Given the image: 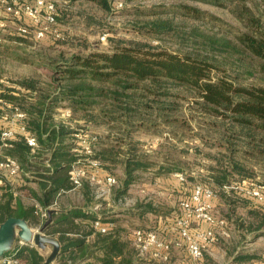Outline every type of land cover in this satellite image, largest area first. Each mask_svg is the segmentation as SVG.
<instances>
[{
  "label": "trees",
  "instance_id": "1",
  "mask_svg": "<svg viewBox=\"0 0 264 264\" xmlns=\"http://www.w3.org/2000/svg\"><path fill=\"white\" fill-rule=\"evenodd\" d=\"M96 1L105 8L111 7L109 0ZM193 1L224 4L228 0ZM262 1L264 2V0ZM147 9L148 11L140 9L138 13L151 15L166 13L170 10L165 6H154ZM231 11L248 30L234 33L237 42L213 35L207 36L208 39L205 41L209 43L212 50L230 55H240V65L244 66L243 73L249 76H256L259 72L264 74V25L261 17L251 6L242 8L238 3L231 8ZM177 12L197 20L205 19V11L195 6L180 4L177 7ZM58 16L57 10V22ZM14 17L21 25L28 27V32L22 33L18 27V35L12 36L13 34L5 32H2L1 35L8 40L31 42L29 36L32 35L35 38V26L25 22L26 17L23 15H14ZM210 17L214 22L220 21L217 16ZM158 23H160L159 27L169 25L166 21H162L155 22V26ZM219 25L221 24L219 23ZM49 38L51 41H61L65 39V36L61 39L51 36L46 40ZM35 40L44 41L45 39ZM9 48L8 46L7 49ZM221 71H224L225 74H221ZM62 72L64 73L62 84L58 85L56 91L48 99L44 98L45 95L24 94L19 90L16 93L13 88L0 84V99L15 103L24 109L28 113L26 119L28 128L37 135L43 147L52 150L51 162L55 166L54 169L51 170L41 164L45 172L40 176H44V179L38 182L45 188L44 198L47 202L43 197L38 196L41 205L57 203L58 208H67L60 202V199L72 189L69 168L79 156L72 151L73 144L70 142L71 138L66 136L69 135L65 130L66 126H51L55 116L53 109L58 108L59 103H63L62 107L71 108L73 117L78 116L84 122L92 123L95 121V110L100 109L106 112L104 108H100L103 102L99 99L108 97L119 101V105L112 104L111 114L119 112L121 109L125 110L122 118L110 117V119L129 124L131 120L127 119V113L136 115L140 109L147 111L152 107V104L149 101L141 104L134 102L133 105L136 106H132L131 102L129 103L131 106L120 104V102H124L122 98L131 99L133 94L111 90L103 86L104 83H113L125 90L138 88L141 82H152L160 88L168 86L191 90L199 99L198 103L202 106L203 111L208 117L215 119L208 120L206 125L208 133H213L216 136L205 139V143L220 149L217 155L211 156L215 164L206 166L204 178H200L203 175L202 169L197 172L192 170L188 174L186 169L181 168L178 163L180 158L172 156L170 152L162 154L161 160H158L160 164L157 171L155 170L156 176L167 178L176 172H184L187 176L186 181H193V185L202 182L213 187L218 193L219 201L221 199L222 202L229 204V198L240 197L246 201L248 216L237 220L238 228L264 236V200L256 201L234 188L229 190L226 188V186L240 184L243 180H255L256 176H262L264 180V83H244L238 76L231 74L229 69L224 68L215 55H210L209 52H204V54L185 51L173 52L163 48H154L143 42L125 41L124 39L115 44L110 52H92L87 55L74 56L64 66ZM23 84L29 87L33 86V84ZM164 93L168 94V92ZM111 94L113 96H110ZM1 105L0 103V114L2 112ZM167 109L178 111L179 106L177 104H159L157 110H159L160 118L168 123L184 122L179 116L168 114ZM141 117L143 118V116ZM192 117L194 118V116ZM144 123V120H141L139 125L144 126ZM184 124L189 125L187 121ZM1 130L0 128V133ZM130 135L131 130H128L126 134L113 138L114 141L98 138L94 148L95 158L99 159L102 162V167L113 175H115L114 165L118 164L116 159L119 156L123 157V161L121 160L119 164L124 167V178L121 185L118 179L119 186L115 188L119 189L118 192L114 189V198H112L115 203L117 193H120L119 198L123 197L130 184L139 179L138 171L152 165L148 157L137 156L133 153L134 151L130 150L132 144L127 141V139H131ZM67 138L68 142L64 143ZM126 143L128 144L125 145ZM9 153L19 159L26 171L23 161L27 162L32 155L22 137L16 141L15 147L11 148ZM5 178L7 176L0 173V180L6 181ZM159 178L155 182L159 181ZM6 187L11 189L9 184ZM79 189L84 196L86 207H73L71 211L63 214L54 212L52 221L45 228L46 234L56 237L63 245L58 264H174L171 257L168 261H161L151 256H141L132 236L135 228L128 233L129 230L125 228L126 226L124 227L123 222L131 214H139L142 218L147 211H153L160 215L158 220L161 217L165 222L167 218L180 214L179 202L188 195L187 193L182 194L173 209H168L166 213L159 205L150 203L146 208H142L145 206H138L136 203L132 207L134 211L128 208L125 216L119 217L112 212L102 214L103 222H112L114 225L107 232H100L94 225L98 214L95 215L93 208L99 202L95 199L93 188L88 181H84ZM219 201H216L215 208ZM106 205L108 204L105 201L101 203V207ZM11 217L24 218L37 227H42L45 222L37 213L36 205L24 206L12 190L4 193L0 198V226ZM223 217L227 220L225 216ZM158 220L154 227L137 226L136 228L158 229ZM228 224L227 221V226ZM239 233L244 235L242 231ZM177 251L186 253V260L180 264H189L190 259L186 249L177 248ZM5 255L22 259L27 264H43L45 261V257L31 243L22 245L19 251H9ZM261 257L264 255L259 256L256 252L239 251L233 254L232 261L235 264H242ZM201 264H212V261L204 256Z\"/></svg>",
  "mask_w": 264,
  "mask_h": 264
},
{
  "label": "rangeland",
  "instance_id": "2",
  "mask_svg": "<svg viewBox=\"0 0 264 264\" xmlns=\"http://www.w3.org/2000/svg\"><path fill=\"white\" fill-rule=\"evenodd\" d=\"M28 1L34 2L35 0ZM50 1L55 3L59 13L57 26L65 36V39L61 41H51L50 38L44 41H36L32 35L29 37L33 42H21L4 38L1 35L2 32L13 34L12 36L18 35V27L21 23L15 19L13 13L7 10V5L0 4V19H2L0 20V84L13 88L16 93L19 90L24 94L45 95L44 98L48 99L56 91L58 85L62 84L64 74L62 70L74 56L87 55L92 52H110L115 44L123 39L125 41L143 42L154 48H163L173 52L185 51L203 54L209 52L210 55H215V58L224 68L229 69L231 74L238 76L244 83H264L262 72H259L256 76L243 73L244 66L240 65V55H230L212 50L209 43L205 41L209 35L219 38L226 37L236 41L234 33L248 30L231 11L236 3L242 8L251 6L257 15L261 17L264 25V2L262 0H228L224 4L203 3L193 0H109L110 8L101 6L96 0ZM120 1L123 2V6L116 8V4ZM180 4L191 5L204 10L205 19L197 20L188 15L176 13ZM154 6H165L169 7L170 10L166 13L151 15L138 13L140 9L148 11L147 8ZM210 16H217L220 21L214 22ZM25 20V22L31 23L30 19L25 18ZM162 21H166L169 25L159 27L160 23H158L155 26V22ZM104 36L105 39H103ZM8 46L9 49H7ZM223 73L225 74L224 71H221V74ZM23 83L33 84V86L29 87ZM139 84L138 88L125 90L113 83H104L103 85L111 90L133 94L131 99L126 98L125 100L122 98L124 102H120V104L131 106L129 104L131 102L132 106H136L133 105L134 102H140L141 104L146 101L152 104V107L147 111L140 109L136 112V115L127 113V119L131 120L129 124L110 119V117L122 118L125 110L121 109L119 112L111 114L112 104L119 105V101L108 97L99 99L103 102L100 108H104L106 112L100 109L95 110V121L92 123H86L78 116H71L68 119L61 116L60 112L65 108L62 107L63 103H59L58 108L53 109L55 116L51 122V126H66L65 130L69 134L66 136L71 138L70 142L76 140L75 136L77 133H81L80 131L93 132L100 140L114 141L113 138L126 134V131L131 130L129 137L131 139H127L132 144L130 150L134 151L133 153L137 156L148 157L152 165L138 171L139 179L136 181V185L129 187L123 197L119 198L120 193H117L115 205H117L118 213L115 214L119 217L125 216L128 208L134 211L132 207L136 203H138V206H145L142 208H146L147 204L150 203L159 205L163 208L164 213L168 209L172 210L177 204L182 193L175 191L176 187L163 189L153 185L155 180L159 178L156 176V171L159 168L160 161L158 160H161L162 154L170 152L172 156L180 158L178 163L181 168L186 169L188 174L192 170L197 172L202 169L203 175L200 178H204L206 166L215 164L211 156L217 155L220 150L205 143V139L216 136L213 133H208L206 125L208 120L215 119L208 117L203 111L202 106L198 103L199 99L191 90L168 86L160 88L152 82H141ZM164 92H168V94ZM110 96H113V94ZM159 104H177L179 106L178 111L167 109L166 112L172 116H179L182 118L181 121L184 122L168 123L164 121L158 115L159 110H157V107ZM141 120H144V126L139 125ZM186 121L189 123L188 126L184 124ZM9 151L10 149L6 150L7 153ZM34 156L36 157L29 158L27 162L23 161V164L28 170L35 171L34 175L44 179V176L41 177L40 175L45 172V169L40 164L47 165V161L52 157V150L42 146V149ZM116 160L118 164L114 165L113 172L122 183L124 167L119 163L121 160L123 161V157L119 156ZM31 175L34 177L33 174ZM255 180L264 183L262 176H256ZM17 182H12L14 183L12 185L16 186L15 189L19 187ZM192 185L193 181L188 180L186 184L177 187H188L190 189ZM2 188L5 189V185L2 184ZM43 190H45L44 187ZM115 190L118 192L119 189ZM26 197L25 201L30 202L31 205L41 204L38 199L31 201L29 196ZM229 199L230 205L220 199L215 208V213L225 216L229 224L226 228L227 234L220 230L215 247L205 252V256L212 261V264H235L232 261V256L238 247H240L239 251L256 252L259 256L264 255V236L238 228L237 220L248 216L246 201L237 196ZM60 202L65 205H77V207L84 204L79 189L67 193L60 199ZM110 209L112 208L106 207L105 211ZM158 216L160 215L155 214L153 211H147L142 218L139 214H131L123 224L124 227L126 226L125 228H128L129 233L137 226L154 227L157 224ZM241 231L244 234L243 236L239 233ZM251 236L254 238L251 239L252 241L248 239ZM227 248L228 253H224ZM19 250L17 248L15 251ZM9 251H14V249ZM183 256L184 254L175 249L171 254L172 262L181 263L182 260H186ZM20 260L23 264H27L24 260ZM242 264H264V257Z\"/></svg>",
  "mask_w": 264,
  "mask_h": 264
},
{
  "label": "built area",
  "instance_id": "3",
  "mask_svg": "<svg viewBox=\"0 0 264 264\" xmlns=\"http://www.w3.org/2000/svg\"><path fill=\"white\" fill-rule=\"evenodd\" d=\"M0 3L7 5V10L14 15H23L30 19L31 24L35 26V39L44 40L51 36L57 39L64 38L61 29L57 26V8L53 1L0 0ZM122 6L123 2L117 3V8ZM19 30L22 33H27L28 27L21 25ZM0 103L2 104L0 114V128L2 129L0 133V173L9 177H17L20 181L26 171H24L19 159L7 153L6 150L14 148L16 141L21 137L32 156L40 151L42 146L37 135L28 128L26 121L28 113L15 103L3 99H0ZM60 114L68 119L72 116V110L70 107H65ZM80 132L76 134V140L72 142V151L79 155L69 168L72 189L80 188L84 181H88L93 188L95 199L99 202L96 208H99L103 201L109 205L114 189L119 186V180L115 175L107 173L102 167V162L94 156L98 136L89 131ZM46 166L51 170L55 167L51 159L47 161ZM174 175L181 182L187 180L184 172H176ZM25 176L31 177V174L27 173ZM226 188L228 190L234 188L256 199V201L264 200V184L256 180H243L240 184L226 186ZM217 199L218 193L213 187L202 182L195 183L190 194L179 202L180 214L173 218L175 220L174 231L176 232L174 235L176 236L171 235L169 237L166 235L168 232L162 231V229L135 228L133 230L132 236L139 254L168 261L173 249L185 248L189 255V264H201L205 252L218 242L219 231L227 234V220L215 213ZM36 206L37 213L43 221L48 219L50 208H58L57 203L46 206L36 204ZM101 216L98 214L94 220V225L100 232H107L114 224L103 222ZM24 244L26 243L21 240V245ZM0 264L23 263L17 257L4 255L0 258Z\"/></svg>",
  "mask_w": 264,
  "mask_h": 264
},
{
  "label": "crops",
  "instance_id": "4",
  "mask_svg": "<svg viewBox=\"0 0 264 264\" xmlns=\"http://www.w3.org/2000/svg\"><path fill=\"white\" fill-rule=\"evenodd\" d=\"M68 140H69L68 138H67V140L65 139L64 143H67ZM32 157L35 158L36 156H32ZM32 157H30V158H32ZM25 170H26V172H28L30 174H33V175L35 174V171H32L30 169L28 170L27 168ZM106 172L109 173L108 171H106ZM122 173H124V172L122 171ZM25 175H23V177H22V179L20 181H18L19 179L17 177L15 178V177H9V176H7V178H5L6 181H4V180L2 181V179H1L0 180V198H1V196L4 193H7V192L12 190L14 192V195L16 196V198L19 199L24 206H32L30 202L28 203V201L27 202L25 201V198H27L26 196H29L31 201L37 200L38 196H40V197H43V199L46 202V199L44 198L45 197V190H43V187L38 182L39 180H41L38 177V175H34V177H32V175H31V177H27ZM13 181H18L17 183L19 185V187H18L19 190L15 189L16 186L12 185V184H14V183H12ZM186 183H187V181L186 182H181L175 177L174 174H172L171 177H167V178H164V177L162 178L161 177V178H159V181L154 182L153 185H155L157 187H161L163 189H170L171 187H176V190L174 188H173V190H175L177 192H180L183 195L186 194V193L189 195L190 191L192 190L193 185L190 187V189L188 187H183V188L182 187L181 188L177 187L179 185H184ZM2 184L5 185V189L2 188ZM7 184L11 185V189L6 187ZM120 185H121V182H120ZM135 185H136V182L131 183L130 187H133ZM77 189H79V188H77ZM74 190L75 189H71L67 193H70L71 191H74ZM27 191L29 192V194H28ZM81 195H82L84 204L82 206H80V205L79 206L82 208V207H86V206H85V199H84V196H83L82 192H81ZM62 198H63V196H62ZM216 201L218 202L219 199L216 200ZM36 202H38V201H36ZM114 205H115V200L112 199L111 204L103 206V207L100 206L99 208H96V205H95L93 210L95 211V215H97V214H101L102 215V214H106L108 212H112V213H116L117 212L118 213V211L116 209L117 205H115V206ZM65 206H67V208H63V209L62 208H57L58 210H60L59 211L60 213L63 214V213L69 212V211L72 210L73 207H77V205L73 206L72 204H66ZM91 206H93V205H91ZM106 207H111L112 209H110L108 211H105ZM176 216H171V217L167 218V220L165 222L160 217L159 220H158V229H162V231L166 230V232H168V233H166V235L169 236V237L171 235L172 236H176V235H174L176 232L174 231L175 220L173 219ZM24 220H25V223L27 225L28 232H31L33 235H36V234L40 235V237L38 239H36V240H35V238H33V240L31 241V244H32V246L37 248L39 250V252L45 257V261H44L43 264H58V258H59V254L61 252L58 254L57 251L59 250V248L62 251V246H63L62 243L56 237H52V236L46 234L45 230H44V232H41L40 229H39L40 227L35 226L29 220H26V219H24ZM20 232H21V226L17 222L11 223L10 226L8 227L7 232H6V244H7L8 248L10 250H12V249L17 250V248L20 249L22 247V245H21V240L22 239L20 237ZM258 237H261V236H258ZM248 239L249 240H251V239L253 240L254 238H252V236H251ZM214 245L211 246L209 250L214 248L215 247ZM239 249H240V247H238L237 251L234 254H236L239 251ZM179 253L184 254L183 257H184V259H186V253L184 251H179ZM224 253H228V248L224 250ZM232 260H233V256H232ZM182 261H181V263H182ZM174 264H177V262H174Z\"/></svg>",
  "mask_w": 264,
  "mask_h": 264
},
{
  "label": "water",
  "instance_id": "5",
  "mask_svg": "<svg viewBox=\"0 0 264 264\" xmlns=\"http://www.w3.org/2000/svg\"><path fill=\"white\" fill-rule=\"evenodd\" d=\"M59 211L60 210H58L57 208H50L48 210L49 217L44 222L43 226L40 227L41 232H44L45 228L52 221L53 213L59 212ZM13 222H17L20 224V226H21L20 237H21L22 241H24L25 243H31L33 238H35V240H36L40 237V235H37V234L33 235L31 232H28L27 225H26L25 220L23 218L11 217V218L7 219L0 226V258H2L10 250L6 244V232H7L8 227L10 226V224ZM60 252H61V249L59 248L57 253L59 254Z\"/></svg>",
  "mask_w": 264,
  "mask_h": 264
}]
</instances>
